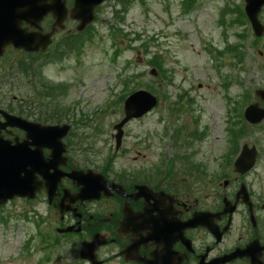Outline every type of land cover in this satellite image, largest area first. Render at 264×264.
<instances>
[{"label":"rangeland","instance_id":"rangeland-1","mask_svg":"<svg viewBox=\"0 0 264 264\" xmlns=\"http://www.w3.org/2000/svg\"><path fill=\"white\" fill-rule=\"evenodd\" d=\"M129 1L125 16L112 13L111 1L104 2L96 11L97 20L82 33L76 32V22L66 24L59 32L58 44L45 54L48 56L9 53L2 60L7 70L0 79V111L9 108L12 114L23 117L27 109L33 118L43 119L57 115L52 116L54 123L73 120L74 149L83 153L77 154L78 159L87 163L84 167L93 165L98 170L111 163L113 126L122 118L123 101L137 90L150 88L159 95V105L149 115L126 124L121 146L135 147L145 159L135 160L134 152L123 153L113 160L112 167L145 166L161 146L172 147L174 157L200 148L206 152L203 158L212 162L225 148L226 138L235 137H229L227 131L245 129L238 126L233 113L232 123L227 119L229 109L232 112L245 93L241 114L255 103L253 91L264 88V37L256 44L249 34L244 0H198L196 4L193 0L195 6L188 13L182 12V0ZM226 7H231L235 16L224 17L225 29L219 22ZM151 37L157 44L147 49ZM78 45L82 51L77 57L73 51ZM116 49L120 54L113 61ZM54 55L63 58L49 61ZM215 60L220 64L218 72L212 68ZM42 62L47 64L35 71ZM150 62L157 70L160 62L161 78L148 75ZM14 64L28 69L20 74ZM59 86L65 87L64 92ZM226 94L232 105L225 101ZM21 100H28L29 108L18 110L16 102ZM229 122L231 128H227ZM249 126L245 138H234L235 147H241L242 142L254 144L256 139L264 142V121ZM201 134L204 138L197 140ZM195 161L200 164V155L189 161L187 169H193L190 162ZM173 170L180 176L177 167ZM36 203L31 208L17 200L0 210V264H84L75 239L64 240L51 231L55 221L53 214L47 216V201ZM40 218L44 224L38 228ZM50 231L52 238L47 237Z\"/></svg>","mask_w":264,"mask_h":264},{"label":"flooded vegetation","instance_id":"flooded-vegetation-1","mask_svg":"<svg viewBox=\"0 0 264 264\" xmlns=\"http://www.w3.org/2000/svg\"><path fill=\"white\" fill-rule=\"evenodd\" d=\"M263 13L261 10L260 23ZM70 22L73 21H64L65 28ZM55 23L53 16L47 14L36 23L40 30L25 23L20 28L27 33L46 34ZM263 37L253 35L255 41ZM8 53L22 54L23 51L6 47L0 61ZM4 69L5 66L0 64V72ZM252 97L255 104L264 109V101L255 93ZM28 102L17 101L18 110L29 108ZM18 110L14 109L16 114ZM3 111L12 114L9 108H3ZM27 111L23 110V117H18L40 126L67 125L70 130L62 142L64 153L55 161L56 171L60 174L51 202L45 181L39 175H34L33 180L40 189L34 200L26 202L46 200L47 214L49 217L53 214L55 221L51 231L65 240L68 237L75 239L79 251L84 243L97 237L102 245L94 249L93 263L264 264V142L256 139L254 144L242 142L241 147L234 146V138H245L250 133L243 120L245 129L228 132L229 137H235L226 140L225 148L212 162L203 158L206 152L202 153L200 148L186 156L174 157L172 147L161 146L147 165L123 166L115 170L113 160L123 153L134 152L135 160L145 159L132 147L113 150L111 163L96 170L93 165L84 167L87 163L78 159L83 153L74 149L72 134L76 122L51 123L42 116L33 118L35 115H29ZM2 123L0 116V125ZM0 139L11 145L23 141L30 143L27 131L17 127L0 130ZM49 154L48 149L42 150L44 161L49 159ZM199 155L200 164L190 162L194 168L187 169L189 161ZM241 155L243 162L237 167L236 161ZM252 156L254 162L250 165ZM176 161L182 164L177 165ZM175 167L180 170V176L173 170ZM76 171H91L101 177V180H94V189L88 192L92 199H74L78 186L67 174ZM69 228H72L69 233L60 234Z\"/></svg>","mask_w":264,"mask_h":264},{"label":"water","instance_id":"water-1","mask_svg":"<svg viewBox=\"0 0 264 264\" xmlns=\"http://www.w3.org/2000/svg\"><path fill=\"white\" fill-rule=\"evenodd\" d=\"M46 1L48 0H0V54L2 53V49L9 44L14 45L18 49H23L26 52L39 51L40 48L43 51L49 43L50 34L45 36L26 34L25 31L19 29V25L21 21H25L31 27H37L35 22L41 19L47 12H53L57 19V23H61L65 17V12L62 9V0H51L52 4L50 5H47ZM101 1L103 0H94L92 4H88L86 0L84 1L86 5L84 11L87 15L84 23L81 24V28L88 24L92 8ZM263 4L264 0H246L245 10L255 31L260 28L256 21V16L259 8ZM76 7H78V4ZM55 11L61 15H56ZM74 14L75 13H73V15ZM151 75H155V72L151 71ZM259 95L261 99L264 100V92H259ZM155 105L156 99L146 91H138L128 97L123 105L125 117L114 127L116 130V149L121 143L123 126L132 119H138L144 116L151 111ZM245 117L250 124H257L264 119V111L258 110L256 106H251L246 110ZM27 125L32 126L30 124ZM35 127L42 131L41 137L45 140V143L41 144V146L34 145L36 147L35 152H38V154H36L37 156L34 152L29 150H16V152L12 154L0 151V206L15 197L33 198L34 190L38 187L33 182V177L36 174L44 178L50 200L53 196L54 189L59 179L55 161L62 153L59 143L60 139L66 135L67 128H40L36 125ZM23 146L27 149V143H24ZM44 146L50 148L52 151L51 160H42L40 150ZM27 154L34 155V158L27 156ZM39 158L41 160L38 161ZM26 169L28 171H26ZM50 171H53V173L49 174ZM69 177L79 187V193L74 198L79 200L92 199L90 195H88V192L94 189V180H101L100 176L94 175L92 172L86 174L74 172L69 175ZM29 180H31L33 184H31ZM94 197H97V195H94ZM100 245L101 243L97 241L93 246L97 247ZM94 247H92L91 244L83 245L80 257L92 261L91 255Z\"/></svg>","mask_w":264,"mask_h":264},{"label":"trees","instance_id":"trees-1","mask_svg":"<svg viewBox=\"0 0 264 264\" xmlns=\"http://www.w3.org/2000/svg\"><path fill=\"white\" fill-rule=\"evenodd\" d=\"M22 70V69H21ZM22 71H25L24 69Z\"/></svg>","mask_w":264,"mask_h":264}]
</instances>
